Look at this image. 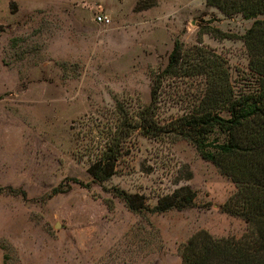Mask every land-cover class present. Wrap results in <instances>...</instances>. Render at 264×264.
<instances>
[{"label": "rangeland", "instance_id": "374dc122", "mask_svg": "<svg viewBox=\"0 0 264 264\" xmlns=\"http://www.w3.org/2000/svg\"><path fill=\"white\" fill-rule=\"evenodd\" d=\"M251 23L205 0H0V264H182L195 232L244 234L223 207L237 186L186 139L135 132L109 179L87 168L116 102H149L175 39L221 55L237 85L242 40L202 31L242 34ZM162 89L166 120L183 107ZM184 185L194 205L161 213L133 212L114 194H141L151 208Z\"/></svg>", "mask_w": 264, "mask_h": 264}, {"label": "trees", "instance_id": "16d2710c", "mask_svg": "<svg viewBox=\"0 0 264 264\" xmlns=\"http://www.w3.org/2000/svg\"><path fill=\"white\" fill-rule=\"evenodd\" d=\"M205 1L223 15L252 20L242 34L216 27L202 31L219 39L242 40L248 65L239 84L232 83L228 62L221 55L200 41L186 46L175 39L165 66L152 75L149 102L131 108L117 101L111 112L114 122L101 124L105 140L90 158L87 171L93 180L109 179L135 132L190 141L203 159L237 186L223 207L242 217L247 229L240 237L195 232L180 247L182 264H264V0ZM165 86L183 107L166 120L159 116ZM114 194L133 212L153 213L193 206L196 198L188 185L160 196L151 208L141 194L121 189Z\"/></svg>", "mask_w": 264, "mask_h": 264}, {"label": "built area", "instance_id": "2783aa9c", "mask_svg": "<svg viewBox=\"0 0 264 264\" xmlns=\"http://www.w3.org/2000/svg\"><path fill=\"white\" fill-rule=\"evenodd\" d=\"M95 21L99 24H108L110 23V18H108L106 15L98 14L95 17Z\"/></svg>", "mask_w": 264, "mask_h": 264}]
</instances>
